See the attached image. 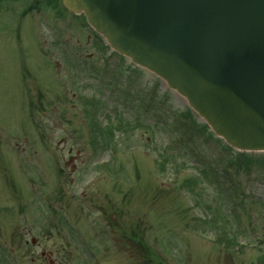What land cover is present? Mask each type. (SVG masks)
<instances>
[{
	"label": "rangeland",
	"instance_id": "obj_1",
	"mask_svg": "<svg viewBox=\"0 0 264 264\" xmlns=\"http://www.w3.org/2000/svg\"><path fill=\"white\" fill-rule=\"evenodd\" d=\"M32 3L0 0V264H264V151L232 165L162 79Z\"/></svg>",
	"mask_w": 264,
	"mask_h": 264
},
{
	"label": "water",
	"instance_id": "obj_2",
	"mask_svg": "<svg viewBox=\"0 0 264 264\" xmlns=\"http://www.w3.org/2000/svg\"><path fill=\"white\" fill-rule=\"evenodd\" d=\"M63 4L185 96L231 146L264 150V0Z\"/></svg>",
	"mask_w": 264,
	"mask_h": 264
},
{
	"label": "trees",
	"instance_id": "obj_3",
	"mask_svg": "<svg viewBox=\"0 0 264 264\" xmlns=\"http://www.w3.org/2000/svg\"><path fill=\"white\" fill-rule=\"evenodd\" d=\"M117 127H118V128H123V125L120 124V125H118ZM203 128H204V127H203ZM201 129H202V128H201ZM109 134H112V132H109ZM235 161H236L237 164H242V162H241L242 160H240V157H238L237 160H235ZM263 162H264V161H263ZM191 183H192V182H191V178H187V179L185 180L184 186H185V185H189V186H191Z\"/></svg>",
	"mask_w": 264,
	"mask_h": 264
},
{
	"label": "flooded vegetation",
	"instance_id": "obj_4",
	"mask_svg": "<svg viewBox=\"0 0 264 264\" xmlns=\"http://www.w3.org/2000/svg\"><path fill=\"white\" fill-rule=\"evenodd\" d=\"M62 12H69V13H72V12H70V11H68V10H64V9H62L61 10ZM72 14H74L75 16H82V14H75V13H72ZM83 24H84V20H83ZM90 30H91V32H94V30L89 26V25H86ZM59 32L61 33L62 32V30L61 29H59ZM93 34V33H92ZM93 35H96V34H93ZM98 44L101 46L103 43H102V40L100 39V38H98Z\"/></svg>",
	"mask_w": 264,
	"mask_h": 264
}]
</instances>
